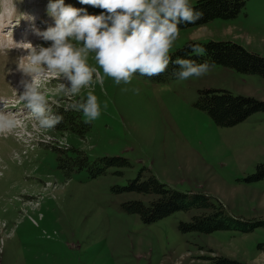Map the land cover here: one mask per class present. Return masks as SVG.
Here are the masks:
<instances>
[{
    "label": "rangeland",
    "instance_id": "1",
    "mask_svg": "<svg viewBox=\"0 0 264 264\" xmlns=\"http://www.w3.org/2000/svg\"><path fill=\"white\" fill-rule=\"evenodd\" d=\"M48 3L0 0V110L18 121L11 132L0 134V264H206L214 255L238 264H264V226L250 232H183L179 222L202 209L179 210L144 223L137 214L124 212L121 203L148 202L151 195L111 191V186L125 185L146 167V173L174 189L208 193L235 216L264 220V178H249L257 172L256 165L264 163V111L220 126L195 105L203 88L264 100V78L217 64L201 77L163 83L139 73L131 83L119 85L106 76L102 83L94 77L93 85L75 98H86L91 91L100 105L99 117L89 122L84 136L41 129L19 99L23 88L10 75L18 70V81L29 79L19 70L27 52L16 44H21L25 24H30L26 17L38 21L37 14L47 13ZM64 3L91 15L104 11L79 0ZM38 22L40 28L34 25L41 31L54 26L49 15ZM27 35L33 46L50 45L34 31L33 38ZM209 39L231 40L264 56V0H246L234 18L180 29L169 54L188 40ZM88 63L103 76L94 53ZM56 83L55 79L47 85L41 82V88ZM56 101L67 107V98L49 94L53 109ZM79 119L87 120L82 112ZM73 148L84 151L90 160L120 156L128 163L89 177L85 169L63 166L66 158L74 156Z\"/></svg>",
    "mask_w": 264,
    "mask_h": 264
},
{
    "label": "clouds",
    "instance_id": "2",
    "mask_svg": "<svg viewBox=\"0 0 264 264\" xmlns=\"http://www.w3.org/2000/svg\"><path fill=\"white\" fill-rule=\"evenodd\" d=\"M79 3L104 11L91 15L84 8L65 5L64 0H49L47 13L54 19V26L43 31L33 27V31L50 45L16 44L27 52L26 62L19 70L29 78L20 81L23 91L19 99L41 129H53L64 119L53 111L49 94L67 98L65 110L82 112L87 118L85 122L97 119L100 105L91 91L86 98L75 99L83 89L93 85L94 77L95 82L102 83L106 76L117 85L129 84L136 73L152 78L175 64L179 71L174 75L187 80L201 77L215 67L214 63H197L190 58L173 61L169 55L180 34V25L195 24L203 18V13L196 11L189 0H79ZM26 18L34 25V16ZM192 51L197 55L207 52L198 45ZM90 53H94L103 76L97 67L89 65ZM52 79L57 81L53 88H41V82L47 85ZM132 91L139 93V89ZM56 104L59 107V101ZM17 123L13 114L0 110V134L11 132Z\"/></svg>",
    "mask_w": 264,
    "mask_h": 264
},
{
    "label": "trees",
    "instance_id": "3",
    "mask_svg": "<svg viewBox=\"0 0 264 264\" xmlns=\"http://www.w3.org/2000/svg\"><path fill=\"white\" fill-rule=\"evenodd\" d=\"M245 2L246 0H195L190 5L196 11L202 12L203 18L195 24H182L180 29L202 25L215 18H234L242 10ZM196 45L205 48L206 54L197 55L194 53L192 49ZM169 55L173 61L177 58H190L197 63L208 61L214 65H223L238 72L257 74L264 78V56L248 51L231 40H188ZM177 71H179L178 66L170 64L167 71L159 76L143 77L151 82L163 83L168 79L177 78L174 75ZM195 105L205 111L212 121L220 126L237 124L254 112L264 111V100L249 95L233 94L225 89H199ZM65 109L62 106L53 109L54 112H58L64 117L63 122L53 130L77 132L81 137L84 136L89 130L90 123L79 119L81 112ZM71 152L74 153V156L66 158L63 161V166L85 169L89 177L103 174L110 166L128 163L126 158L120 156L103 155L90 160L84 151L73 148ZM256 169L257 172L249 178H264V163H258ZM146 171L148 169L143 167L125 185L114 184L111 186V191L116 194L137 192L152 196L148 202L130 199L121 203L124 212L137 214L144 223L156 221L175 211L197 208L203 211L192 215L188 221L179 222L178 227L181 231L211 233L216 230H235L250 232L256 227L264 226V220L244 219L231 214L219 199L208 193L174 189L161 182L153 173H146ZM209 259L211 262L206 264H238L224 256L214 255Z\"/></svg>",
    "mask_w": 264,
    "mask_h": 264
},
{
    "label": "bare ground",
    "instance_id": "4",
    "mask_svg": "<svg viewBox=\"0 0 264 264\" xmlns=\"http://www.w3.org/2000/svg\"><path fill=\"white\" fill-rule=\"evenodd\" d=\"M11 14L12 13H7V14H5V15H7V17H11ZM41 14V13H40ZM40 14H37L38 16H37V19H38V21L42 18V17H47L48 16V14L47 13H45L44 15L43 14H41V15H43V16H40ZM35 15V14H34ZM50 17V16H49ZM4 18V17H3ZM38 21H34V23L37 25V27L38 28H40V26H39V22ZM1 24H3V21L2 20H0V25ZM26 25V27H25V30H26V33H25V36L24 37H22V39H21V43H27V42H29V41H27L28 39H29V36L27 35L28 33H29V30L31 29V28H33V27H31V26H28L29 25V23H27V24H25ZM35 26V25H34ZM50 26V25H49ZM36 28V27H35ZM4 37V36H3ZM6 42V41H5ZM22 49V48H21ZM20 52H22L21 50L18 52V53H20ZM20 75L22 76L23 75V73L20 71ZM11 78L14 80V82L15 83H19L20 84V81H18V77H19V73H18V70L16 71V72H13V73H11Z\"/></svg>",
    "mask_w": 264,
    "mask_h": 264
}]
</instances>
